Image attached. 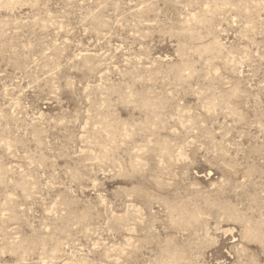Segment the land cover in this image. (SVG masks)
I'll use <instances>...</instances> for the list:
<instances>
[{
	"label": "rangeland",
	"instance_id": "rangeland-1",
	"mask_svg": "<svg viewBox=\"0 0 264 264\" xmlns=\"http://www.w3.org/2000/svg\"><path fill=\"white\" fill-rule=\"evenodd\" d=\"M0 264H264V0H0Z\"/></svg>",
	"mask_w": 264,
	"mask_h": 264
}]
</instances>
